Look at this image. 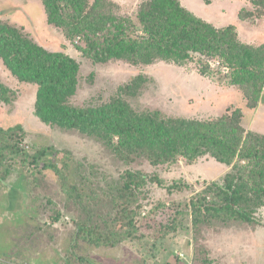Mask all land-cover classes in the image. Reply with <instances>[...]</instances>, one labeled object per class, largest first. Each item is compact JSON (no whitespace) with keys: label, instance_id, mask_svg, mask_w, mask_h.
<instances>
[{"label":"trees","instance_id":"16d2710c","mask_svg":"<svg viewBox=\"0 0 264 264\" xmlns=\"http://www.w3.org/2000/svg\"><path fill=\"white\" fill-rule=\"evenodd\" d=\"M40 2L48 24L66 38L79 37L83 51L102 62L137 66L194 61L201 75L215 68L220 83L241 93L249 113L264 106V41L241 40L234 23L215 26L180 0H143L131 13L123 12L114 0ZM251 3L253 9L238 12L240 20L264 18V0ZM0 60L18 81L35 86L34 114L42 123L95 141L125 167L117 175L102 173L75 159L71 150L27 142L21 124L0 127V190L16 167L32 180L43 171L52 172L66 201L62 209L75 214L71 248L113 247L134 239L142 226H157L164 236L178 229L182 214L191 216L192 241L197 245L202 226L259 223L256 214L264 206V133L243 124L242 106L208 119L168 115L138 101L153 81L146 74L133 75L107 97L92 96L74 104L80 82L77 59L46 49L21 27L1 19ZM13 96L0 81V103H10ZM203 157L226 171L205 179L184 206L162 198L148 208L143 204L152 184L167 194L191 187L182 178L166 181L146 167H172L180 159L191 164ZM178 202L182 207L174 208ZM61 211L55 209L53 221ZM189 251L191 264L208 263L195 245ZM178 258L174 264H182Z\"/></svg>","mask_w":264,"mask_h":264},{"label":"rangeland","instance_id":"374dc122","mask_svg":"<svg viewBox=\"0 0 264 264\" xmlns=\"http://www.w3.org/2000/svg\"><path fill=\"white\" fill-rule=\"evenodd\" d=\"M114 1L121 5L123 12L131 13L143 0ZM180 2L215 26L234 23L241 40L254 44L264 41V18H238L240 10L253 9L251 0ZM0 19L21 27L46 49L61 51L77 59L80 82L76 95L72 97L74 104L81 105L92 96L107 97L133 75L146 74L153 81L138 98L144 106L158 108L168 115L197 119L219 116L227 109L242 106L243 124L264 133V112L258 114L252 109L254 115L249 113L244 108L245 100L241 93L220 83L215 68L201 75L194 61L184 65L158 61L137 66L123 61L102 62L93 57V53L89 55L83 51L85 46L80 44L79 37L66 38L59 28L48 24L40 0H0ZM212 60V64L217 65V60ZM0 81L14 94L10 103H0V127L21 124L28 134L27 142L71 150L75 159L102 173L117 175L125 168L112 160L95 141L42 123L34 114L35 86L18 81L1 60ZM146 168L166 181L182 178L191 184L190 188L171 194L159 186L150 185L149 194L143 201L147 208L157 198L165 199L166 203L170 199L180 201L184 206L193 191L202 187L205 179H216L226 171L225 166L208 157L191 164L180 159L172 167L158 165ZM37 176L38 179L32 180L16 167L3 182L0 190V264H154L155 260L157 263L174 264L177 256L180 263L191 264V257L187 255L190 245L200 250L199 256L207 258V264H264V206L256 214L258 224L218 226L216 229L202 226L197 236L199 245L192 241L191 216L182 214L178 229L164 236L157 226L155 229L142 226L134 239L113 247L89 245L81 249L71 248L75 214L72 210L62 209V203L66 201L52 172L43 171ZM180 203L174 208H181ZM55 209H61L62 214L53 221ZM142 232L151 233L150 239Z\"/></svg>","mask_w":264,"mask_h":264},{"label":"crops","instance_id":"0c3cea01","mask_svg":"<svg viewBox=\"0 0 264 264\" xmlns=\"http://www.w3.org/2000/svg\"><path fill=\"white\" fill-rule=\"evenodd\" d=\"M261 112H264V106H261V107H258L255 111V113H261ZM260 132V131H259Z\"/></svg>","mask_w":264,"mask_h":264}]
</instances>
